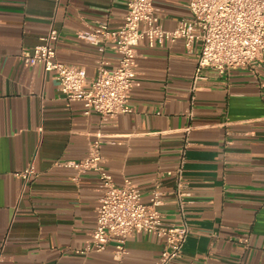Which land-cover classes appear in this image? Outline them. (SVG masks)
<instances>
[{
  "label": "crops",
  "instance_id": "obj_1",
  "mask_svg": "<svg viewBox=\"0 0 264 264\" xmlns=\"http://www.w3.org/2000/svg\"><path fill=\"white\" fill-rule=\"evenodd\" d=\"M187 2L154 0L165 29L189 16ZM126 12L127 0H0V264H155L163 241L154 233L128 237L121 259L114 242L84 251L100 177L56 162L84 158L97 133L111 141L104 167L117 185L130 180L149 202L161 183L169 222L183 219L168 173L183 164L194 202L185 206L191 233L175 264H264V64L206 68L195 79L199 44L189 52L182 39H143L131 111L105 121L69 102L54 71L20 57L55 28L58 59L90 80L101 59L114 68L119 54L111 45L101 53L78 32L99 22L117 29ZM32 162L34 176L16 175Z\"/></svg>",
  "mask_w": 264,
  "mask_h": 264
},
{
  "label": "built area",
  "instance_id": "obj_2",
  "mask_svg": "<svg viewBox=\"0 0 264 264\" xmlns=\"http://www.w3.org/2000/svg\"><path fill=\"white\" fill-rule=\"evenodd\" d=\"M187 6L189 16L172 30L161 24L154 0H127L125 21L117 29L109 28L107 22H99L80 30L78 37L101 53L111 45L119 54V63L114 68L107 67V62L101 59L97 74L90 80L82 67L58 59L59 31L55 28L32 49L23 50L20 57L26 66L41 64L45 71H54L59 88L69 102L81 101L85 115L95 112L105 121L131 111L129 99L135 84L137 46L143 39L152 46L182 39L189 52L199 44L195 79L201 77L206 68L225 74L234 67L264 64V0H188ZM106 142L111 141L97 133L84 158L56 162L58 166L71 167L78 172L96 171L100 177L102 195L96 226L84 251L103 252L114 242L113 255L121 259L126 253L128 237L138 232L154 233L163 241L155 264H175L183 258L191 233L185 206L194 202L189 183L183 177V164L168 172L176 176L175 193L183 219L169 222L161 210L164 192L160 182L156 183L149 202L142 200L140 190L130 180L123 185L116 184L104 167ZM190 144L187 142L185 147ZM35 173L32 162L16 175L29 180ZM242 241L247 243L248 238Z\"/></svg>",
  "mask_w": 264,
  "mask_h": 264
}]
</instances>
